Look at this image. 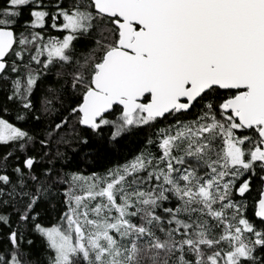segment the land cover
Instances as JSON below:
<instances>
[{"label":"snow or ice","instance_id":"obj_1","mask_svg":"<svg viewBox=\"0 0 264 264\" xmlns=\"http://www.w3.org/2000/svg\"><path fill=\"white\" fill-rule=\"evenodd\" d=\"M0 145V264H264V0H0Z\"/></svg>","mask_w":264,"mask_h":264},{"label":"trees","instance_id":"obj_2","mask_svg":"<svg viewBox=\"0 0 264 264\" xmlns=\"http://www.w3.org/2000/svg\"><path fill=\"white\" fill-rule=\"evenodd\" d=\"M142 143L143 134L133 136L131 139L121 142L119 145L120 153L117 154L115 150H112V155L108 157L101 155V157H99L95 162L91 160L83 161L80 163L79 167L86 175L92 171L103 172L106 167H111L117 162V160L123 162V156L125 154L132 153L134 150L138 151L142 146ZM4 150V147L0 145V152H3ZM38 245L39 239H37V247L35 249L37 252L39 251Z\"/></svg>","mask_w":264,"mask_h":264}]
</instances>
